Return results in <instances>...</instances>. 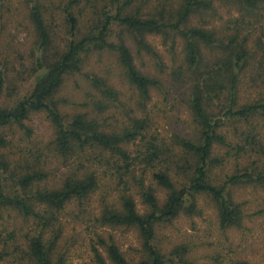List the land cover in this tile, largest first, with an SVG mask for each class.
<instances>
[{
	"label": "trees",
	"instance_id": "16d2710c",
	"mask_svg": "<svg viewBox=\"0 0 264 264\" xmlns=\"http://www.w3.org/2000/svg\"><path fill=\"white\" fill-rule=\"evenodd\" d=\"M21 1L34 30L36 82L28 96L0 105V208L32 226L20 235L17 228L0 232V264H65L57 255L62 218L100 192L104 206L96 222L132 228L140 239V257L132 261L112 234H98L111 264H203L185 241L167 253L160 230L180 216L201 214L202 198L214 204L224 232L256 214L237 194L246 188L264 194V0ZM220 6L236 13L234 19L219 23ZM2 9L12 11L4 2ZM196 17L200 25L193 24ZM114 26L130 35L139 56H154L162 72L166 65L147 35L169 44L176 65L167 80L183 89L193 119L186 133L163 138L152 129L148 104L164 81L137 66L126 40L112 38ZM2 34L0 28V40ZM5 48L11 43L0 42V98L10 80ZM91 49L118 54L134 103L94 79L98 94L67 118L59 92L68 75L82 71ZM32 113L46 114L53 135L11 159L5 148L13 139L1 130L18 125L31 137L24 121ZM93 252L97 264H106L97 245Z\"/></svg>",
	"mask_w": 264,
	"mask_h": 264
},
{
	"label": "rangeland",
	"instance_id": "374dc122",
	"mask_svg": "<svg viewBox=\"0 0 264 264\" xmlns=\"http://www.w3.org/2000/svg\"><path fill=\"white\" fill-rule=\"evenodd\" d=\"M1 2L7 6L10 5L12 11L1 10ZM21 2V0H0V28L3 29L0 42L3 45L11 43L10 50L5 48V55H8L10 59L8 63L10 80L5 94L0 98V105L3 106L10 105L16 97L28 96L36 82V75L32 73L35 62L33 58L34 30L27 19V9ZM220 13L223 18L219 23H226L230 18L234 19L236 15L234 12L229 13L227 8L221 6ZM192 22L196 25L201 23L198 17L193 18ZM113 29L112 38L117 40L122 37L126 40L134 53L137 66L142 71L153 73L164 81V90H155L148 104L147 111L153 117L152 129L163 138H169L173 133H186L187 129L191 128L193 119L186 107L183 89L177 86L173 88L170 78L167 80V75L172 72L173 65H176L169 53V44L165 43L161 35H147V40L159 54L160 61H164L166 65L162 72L154 56L146 53L141 56L137 54V46L129 34L118 26H114ZM177 45H181L180 41ZM180 50L181 48L178 52ZM94 79H99L120 90L122 102H128L130 105L134 103V94L128 85L118 54L107 49H91L83 55L82 71L68 75L59 92L62 110L67 118L73 116L83 103L91 99V95L98 94ZM112 109L118 112L116 106ZM24 123L33 131L31 137L26 136L25 131L18 125L1 130L13 139L5 148L11 159H15L27 146L34 147L41 142L46 144L53 135V127L45 113H32ZM51 164V167L56 165L55 162ZM7 178L10 184L14 183L10 177ZM157 192L163 200L165 192L159 188ZM237 195L248 200V207L256 213L255 216L246 219L242 228L221 231L214 204L209 199L202 198L200 200L201 214L194 217L180 216L171 224L161 228L160 241L164 250L168 253L174 244L185 241L190 244L194 256L198 257L203 264H233L236 259L247 260L251 264H262L264 261V194H258L252 188H246L238 191ZM135 198L138 209L143 211L145 207L140 197L136 195ZM103 206L100 192L92 198L91 204L87 207L74 206L73 211L62 218L63 233L59 240L57 255L64 256L65 264H97L93 252L94 245L100 249L106 264H111L105 249L97 243L98 234L104 237L112 234L128 259L135 261L140 257V239L134 229L102 228L96 222V217ZM15 223L17 227L14 226ZM31 226L32 224L25 222L21 215L0 208V232L3 236H6V230L11 231L13 228L22 229L17 230L18 235L26 233Z\"/></svg>",
	"mask_w": 264,
	"mask_h": 264
}]
</instances>
